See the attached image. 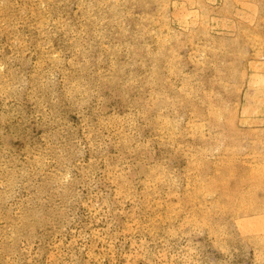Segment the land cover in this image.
Segmentation results:
<instances>
[{
	"label": "clouds",
	"instance_id": "obj_1",
	"mask_svg": "<svg viewBox=\"0 0 264 264\" xmlns=\"http://www.w3.org/2000/svg\"><path fill=\"white\" fill-rule=\"evenodd\" d=\"M0 264H264V0H0Z\"/></svg>",
	"mask_w": 264,
	"mask_h": 264
}]
</instances>
